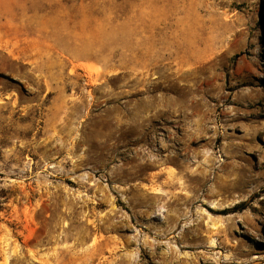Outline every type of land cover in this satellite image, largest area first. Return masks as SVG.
Segmentation results:
<instances>
[{"label":"rangeland","instance_id":"374dc122","mask_svg":"<svg viewBox=\"0 0 264 264\" xmlns=\"http://www.w3.org/2000/svg\"><path fill=\"white\" fill-rule=\"evenodd\" d=\"M0 264H264V0H0Z\"/></svg>","mask_w":264,"mask_h":264},{"label":"trees","instance_id":"16d2710c","mask_svg":"<svg viewBox=\"0 0 264 264\" xmlns=\"http://www.w3.org/2000/svg\"><path fill=\"white\" fill-rule=\"evenodd\" d=\"M244 208H245V203H244V202H239V203H237V204L234 206V208H233L232 211H235V210H242V209H244Z\"/></svg>","mask_w":264,"mask_h":264}]
</instances>
